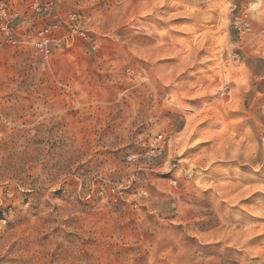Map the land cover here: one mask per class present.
I'll return each instance as SVG.
<instances>
[{"label":"rangeland","instance_id":"rangeland-1","mask_svg":"<svg viewBox=\"0 0 264 264\" xmlns=\"http://www.w3.org/2000/svg\"><path fill=\"white\" fill-rule=\"evenodd\" d=\"M1 1L0 264H264V0Z\"/></svg>","mask_w":264,"mask_h":264},{"label":"built area","instance_id":"built-area-1","mask_svg":"<svg viewBox=\"0 0 264 264\" xmlns=\"http://www.w3.org/2000/svg\"><path fill=\"white\" fill-rule=\"evenodd\" d=\"M5 9H9L7 6V3L5 1L0 2V20L2 19V15L7 18H13L14 16H17V12H5ZM232 15H231V25L232 27L238 31L239 33L247 32L249 31L251 24H250V17L248 13L245 10L236 11L234 10V7L231 9ZM64 23L68 27V38L64 35L56 38L54 37L49 31L50 29H55L57 27V24H53L52 26H48L41 30L39 32V37L36 41V46L38 49L41 50L43 55V61L41 63V69L45 70L47 67H49L50 61L49 56L51 54L50 52V44L52 42H61L64 43L66 47L71 46L75 39L77 38H83L85 37V30L80 25V19L78 18L77 14L75 12H71L67 15L66 19L64 20ZM1 25H5L4 22L1 20ZM76 36V38L74 37ZM159 141L163 140V135L160 133L157 137Z\"/></svg>","mask_w":264,"mask_h":264}]
</instances>
